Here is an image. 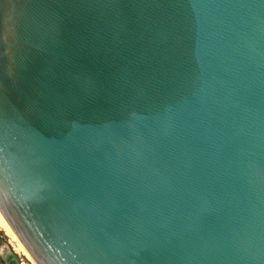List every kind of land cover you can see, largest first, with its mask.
<instances>
[{"label": "water", "instance_id": "water-1", "mask_svg": "<svg viewBox=\"0 0 264 264\" xmlns=\"http://www.w3.org/2000/svg\"><path fill=\"white\" fill-rule=\"evenodd\" d=\"M0 222L35 264H264V0H0Z\"/></svg>", "mask_w": 264, "mask_h": 264}, {"label": "rangeland", "instance_id": "rangeland-1", "mask_svg": "<svg viewBox=\"0 0 264 264\" xmlns=\"http://www.w3.org/2000/svg\"><path fill=\"white\" fill-rule=\"evenodd\" d=\"M7 249L9 250V252L14 253L20 264H33L30 259L23 254L20 250H15L13 247V244L11 243L9 236L7 235V233L5 232V230L2 228V226L0 225V253L2 254V252ZM5 264V262L2 260V258L0 257V264Z\"/></svg>", "mask_w": 264, "mask_h": 264}, {"label": "bare ground", "instance_id": "bare-ground-1", "mask_svg": "<svg viewBox=\"0 0 264 264\" xmlns=\"http://www.w3.org/2000/svg\"><path fill=\"white\" fill-rule=\"evenodd\" d=\"M0 225L2 226V228L5 230V232L7 233V235L9 236V239L11 241V243L13 244V247L15 250H20L23 254H25L29 259L30 261L34 263V261L28 256V254L23 250V248L17 243V241L12 237V235L6 230V228L1 224L0 222ZM1 254V253H0ZM2 254L4 255V257L6 258V260H10L9 259V256H12V253L9 252V250L5 249Z\"/></svg>", "mask_w": 264, "mask_h": 264}, {"label": "trees", "instance_id": "trees-1", "mask_svg": "<svg viewBox=\"0 0 264 264\" xmlns=\"http://www.w3.org/2000/svg\"><path fill=\"white\" fill-rule=\"evenodd\" d=\"M1 263H2V261H1ZM3 264V263H2Z\"/></svg>", "mask_w": 264, "mask_h": 264}, {"label": "flooded vegetation", "instance_id": "flooded-vegetation-1", "mask_svg": "<svg viewBox=\"0 0 264 264\" xmlns=\"http://www.w3.org/2000/svg\"><path fill=\"white\" fill-rule=\"evenodd\" d=\"M1 257V256H0ZM3 260V259H2Z\"/></svg>", "mask_w": 264, "mask_h": 264}]
</instances>
